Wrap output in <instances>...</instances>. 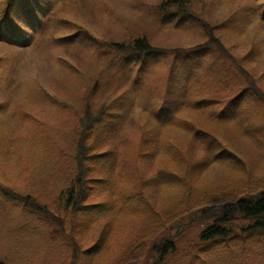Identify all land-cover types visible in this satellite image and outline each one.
<instances>
[{
    "label": "rangeland",
    "instance_id": "rangeland-1",
    "mask_svg": "<svg viewBox=\"0 0 264 264\" xmlns=\"http://www.w3.org/2000/svg\"><path fill=\"white\" fill-rule=\"evenodd\" d=\"M52 1L55 10L45 22L42 37L28 44L32 47H9L0 42V188L32 195L56 216L63 217L66 228L64 231L53 223L19 215L15 203L0 192V259L5 264H151L154 255L150 247L161 236H140L144 217L135 214L134 209L126 212L122 208L120 191L134 192L141 203L143 189L138 186V177L143 173L148 179L157 172L154 169L169 166L170 171L186 175L197 190L194 197L264 189V147L256 151L244 138L242 127H214L192 115L209 134L234 139V151L245 158L246 174L213 161L207 167H196L207 162L199 155L206 154L207 147L200 145L199 154L196 149L189 150L184 123L171 122L173 127L160 129L151 121L152 117L166 120L174 102L162 107L165 95H172L173 81L182 89L190 81L191 96L199 92L186 100L200 103L194 107L206 115L216 103L226 104L230 92L235 94L237 89L211 84V72H221L227 64L216 49L200 58L189 56L210 37H216L243 62L264 93V20L261 8H257L259 1L180 0L183 10L165 6L168 0ZM78 31L87 34L76 35ZM141 38L158 51L138 62L130 60L129 55L116 54L111 47L112 43L127 46ZM161 51L182 52L172 55L177 69H172L171 82L170 62ZM185 60L200 63L195 71L199 70V76L178 69ZM229 74L241 81L236 71ZM116 95H122L123 100L113 111ZM249 101H242L247 114L253 111ZM87 108L95 112L103 108L107 118L94 134L106 137L102 146L113 151L128 173L121 183L112 180L96 186L87 199L90 204L113 207L115 212L73 217L60 202V194L71 185L72 180L65 178L71 166L74 168L72 147L78 142L82 113ZM187 115L183 113V117ZM151 140H158V148L163 143L172 154L165 155L149 143ZM47 143L52 153L48 154ZM71 174L73 177L75 171ZM183 191L189 189L144 188L152 204L164 206L165 212H182L178 194ZM200 231L199 225L185 229L177 240V257L165 263L181 264L188 250L198 243ZM74 245L77 257L72 256ZM94 248H98L95 254L87 255L85 251ZM246 248L249 252L239 246L228 253L247 256L243 264H264V240L257 239Z\"/></svg>",
    "mask_w": 264,
    "mask_h": 264
},
{
    "label": "trees",
    "instance_id": "trees-1",
    "mask_svg": "<svg viewBox=\"0 0 264 264\" xmlns=\"http://www.w3.org/2000/svg\"><path fill=\"white\" fill-rule=\"evenodd\" d=\"M256 1L260 2L257 8H261V18L264 20V0ZM166 3L167 5L165 6H176L178 10H183L180 0H168ZM261 4L262 6H260ZM53 10L52 1L50 4H47L45 0H5L0 7L1 31L6 38L10 39H19L22 31L21 28H32L35 31L38 30V32L42 31L45 22L49 19V13H52ZM77 34L86 35L87 33L81 31ZM111 47L118 52L116 54L129 55L130 60L135 62L143 58H150L153 56L151 53L158 51L144 38L136 39L127 46L122 43H112ZM212 49H216L227 61V64L223 71L211 72V84L221 86L224 89H237L235 94L230 92L226 104L216 103L213 109L206 115L194 107L200 106V103L186 100L187 97L191 96L188 91L190 81L187 82L188 79H185V83H187L183 85L184 89L180 87V83L175 84V81H173L170 87L172 95L170 93L165 95L167 97L162 107L163 109L168 103L174 102L166 120H154L152 117L151 121L155 127L160 129H165L169 126L173 127L171 122L173 124L175 122L184 123L186 127L183 129L188 138L186 142L189 143L187 146L189 150L196 149V154H199L200 145L207 147L204 150L206 154H199L207 162L196 165V167H207L213 161L232 171L246 174L248 170L244 164L245 158L234 151V147H236L234 139L228 140V137L222 134L219 136L220 140L215 134H209L207 130L202 128L201 124L195 122L192 115H195L197 118L201 117L206 123L214 127L222 125L223 128L237 125L240 130L242 127L243 130L241 131L244 138L252 142L256 151H260L259 149L264 147V93L258 87L254 77L243 66V62L237 60L216 37L207 38L203 44L196 46L192 51L193 53L189 56L192 59L200 58L202 55L210 53ZM161 52L165 53L166 58L170 62L171 76L169 81L171 82L174 77L172 69H177L174 68L175 59L172 58V55H179L182 52ZM186 60L178 69H181L183 73L192 71V77L195 74L199 76V70L198 72L195 71L199 68L200 63L192 61L189 64ZM231 70L237 72L241 81H238L229 74ZM175 78L179 80L181 77L177 76ZM242 85L243 87H241ZM227 91L231 90L227 89ZM198 92L195 91L190 98H195ZM247 99L252 100L249 101V106L253 105V111L250 114H247V109H244V103H242V101H246ZM122 100V95L114 97L113 111H117V107L121 104ZM102 107L104 108L105 106L102 105ZM103 108L96 112L91 108H87L82 113L78 134L79 139L72 147L74 168L71 166L69 176L66 175L65 178V180H72L71 189L69 188L60 194V202L63 203L65 209L70 210V216L72 215L73 217H86L89 214L100 216L104 213H111V211L115 212L113 207L108 208L103 204H90L87 202V199L91 196L96 186H104L112 180H120L121 183L128 173L123 163L114 157L113 151L102 146V143H106V137L95 136L94 134L96 127L107 118L103 114ZM237 108L240 109V112L236 113ZM220 109L221 111L217 114V111ZM183 113H188L187 118L183 117ZM191 129L192 131H190ZM176 132L182 133V131ZM225 133L227 134V132ZM228 141L230 145H228ZM146 143H148V140H146ZM149 143L155 144L156 148L159 151H164L165 155L171 152L167 147L164 148L163 143H160L161 148H158V140H151ZM40 144L42 143L40 142ZM51 150L52 147L48 144V154L52 153ZM168 167H161L158 170L154 169L157 172L152 174L148 179L142 175L143 173L140 174L138 186L140 190L143 189L141 191L143 195L141 203L140 200H136L134 192L125 194V192L122 193L119 190L122 208L126 212L134 209L135 214L144 217L142 219L144 223L143 234L140 236L147 238L157 236L158 234L161 236L150 247L154 255L151 264H166L165 262L168 260L177 257L175 256L177 254V240L180 239L185 229L194 225H199V229L201 230L198 243L193 246L192 250H188L181 264H243L248 257L234 253L235 250L239 246H243V249L249 252L246 245H250L251 242L257 239L264 240V189L259 188L239 195H233L228 191L221 193V195H209L208 193L202 197L200 194L194 197V193L197 190L193 188L186 175L183 177L180 173L170 171ZM72 171H75L73 177ZM132 176H134V173H132ZM248 178H251V176L249 175ZM147 187H152V189L160 187V191L162 188H180L182 190L188 188V192L183 191L182 194H178V202H180L182 212H171V209L165 212L164 206L155 207L150 201L149 192H144V188ZM0 192L4 197L9 198L10 201L15 203L19 215H24L33 221L42 222L43 220L53 223L63 230L66 228L63 217L60 215L56 216L55 213L48 210L47 207L42 205L32 195L17 194L7 188H0ZM242 221L246 223L239 224ZM154 223L156 225L152 228L151 225ZM235 224L236 226H234ZM166 230L171 232L165 233ZM97 250L98 248H94L88 249L85 252H87V255H93ZM231 250H234V252L228 253ZM240 253L242 254L243 251H240ZM78 255V249L74 245L72 256L77 257ZM0 264L5 263L0 259Z\"/></svg>",
    "mask_w": 264,
    "mask_h": 264
}]
</instances>
